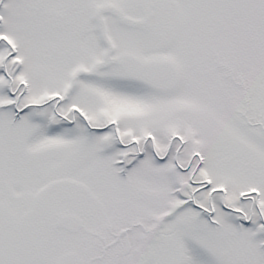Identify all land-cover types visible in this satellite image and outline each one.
Returning a JSON list of instances; mask_svg holds the SVG:
<instances>
[{
    "label": "snow or ice",
    "instance_id": "6c2138e0",
    "mask_svg": "<svg viewBox=\"0 0 264 264\" xmlns=\"http://www.w3.org/2000/svg\"><path fill=\"white\" fill-rule=\"evenodd\" d=\"M0 264H264V0H0Z\"/></svg>",
    "mask_w": 264,
    "mask_h": 264
}]
</instances>
